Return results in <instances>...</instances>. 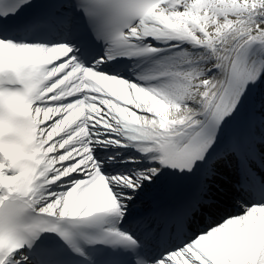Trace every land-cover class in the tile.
<instances>
[{
  "label": "snow or ice",
  "instance_id": "6c2138e0",
  "mask_svg": "<svg viewBox=\"0 0 264 264\" xmlns=\"http://www.w3.org/2000/svg\"><path fill=\"white\" fill-rule=\"evenodd\" d=\"M0 264H264V0H0Z\"/></svg>",
  "mask_w": 264,
  "mask_h": 264
}]
</instances>
